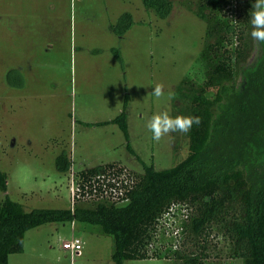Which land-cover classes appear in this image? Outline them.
<instances>
[{
	"label": "rangeland",
	"instance_id": "rangeland-1",
	"mask_svg": "<svg viewBox=\"0 0 264 264\" xmlns=\"http://www.w3.org/2000/svg\"><path fill=\"white\" fill-rule=\"evenodd\" d=\"M197 6L198 0H173L171 13L160 17L142 0H0V168L7 174L0 201L8 194L26 209L69 208L70 171L121 161L142 172L143 164L163 169L185 157L187 134L157 143L145 123L165 105L173 117L187 116L178 111L184 101L175 103L177 85L189 72L205 79L198 57L207 23L195 13ZM126 11L134 22L119 34L114 26ZM251 41L236 90L242 70L259 55ZM157 83L174 93L170 101L151 95ZM123 110L128 138L113 121ZM62 151L72 161L67 172L55 163ZM72 236L83 240L80 254L62 247ZM114 248V236L97 223L51 221L29 228L23 250L8 262L113 264ZM179 262L187 264L166 257L122 264ZM221 262L243 264L241 258Z\"/></svg>",
	"mask_w": 264,
	"mask_h": 264
},
{
	"label": "trees",
	"instance_id": "trees-1",
	"mask_svg": "<svg viewBox=\"0 0 264 264\" xmlns=\"http://www.w3.org/2000/svg\"><path fill=\"white\" fill-rule=\"evenodd\" d=\"M148 9L167 17L173 0H142ZM234 0H198L195 13L207 23L198 62L205 79L186 74L177 85L178 111L199 116L188 136V153L171 167L156 169L143 164L137 172L129 201H78L74 209H26L8 194L0 201V264H9L11 253L23 250L26 231L51 221L82 220L97 223L112 234L113 264L128 258L183 259L187 264H223L242 259L243 264H264V45L256 61L242 70L241 90H236L239 64L251 47L252 0H236L238 15L227 16ZM134 20L124 12L114 26L123 34ZM114 52L120 56L119 49ZM177 104V103H176ZM128 138L125 110L113 119ZM133 153L134 150L131 148ZM71 159L66 151L55 163L67 172ZM111 161L77 170L81 176L96 173ZM7 190V174L0 168V191ZM174 201H185L190 214L183 222L181 246L149 251L158 217ZM183 264V263H175Z\"/></svg>",
	"mask_w": 264,
	"mask_h": 264
},
{
	"label": "built area",
	"instance_id": "built-area-1",
	"mask_svg": "<svg viewBox=\"0 0 264 264\" xmlns=\"http://www.w3.org/2000/svg\"><path fill=\"white\" fill-rule=\"evenodd\" d=\"M237 13V2L234 0L233 6L227 7L226 14L235 20ZM70 172L72 209L78 201L109 200L116 204H124L129 201V193L136 182V176L128 166H104L89 176ZM189 214L190 206L187 202H172L157 219L153 238L148 244L149 251L152 252L155 247L159 250H164L168 246L172 249L179 248L183 240V222ZM62 247L68 249L72 255H77L82 252L83 240L79 236H72L63 240Z\"/></svg>",
	"mask_w": 264,
	"mask_h": 264
},
{
	"label": "clouds",
	"instance_id": "clouds-1",
	"mask_svg": "<svg viewBox=\"0 0 264 264\" xmlns=\"http://www.w3.org/2000/svg\"><path fill=\"white\" fill-rule=\"evenodd\" d=\"M250 23L252 27L251 38L256 41L259 48L264 45V0H254L252 3ZM151 95L157 100L166 97L168 101L174 97V93L171 91L165 93L164 85L161 83L155 84ZM200 122L199 116L177 115L173 117L165 105L146 120L145 127L151 133L152 140L159 143L173 133L187 134L194 125H199Z\"/></svg>",
	"mask_w": 264,
	"mask_h": 264
},
{
	"label": "flooded vegetation",
	"instance_id": "flooded-vegetation-1",
	"mask_svg": "<svg viewBox=\"0 0 264 264\" xmlns=\"http://www.w3.org/2000/svg\"><path fill=\"white\" fill-rule=\"evenodd\" d=\"M254 2V0H252Z\"/></svg>",
	"mask_w": 264,
	"mask_h": 264
}]
</instances>
